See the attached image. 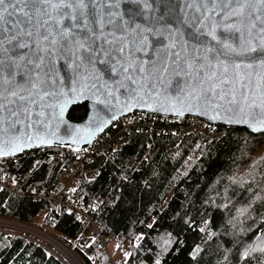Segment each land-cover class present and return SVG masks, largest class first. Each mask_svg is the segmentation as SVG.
Segmentation results:
<instances>
[{
  "label": "water",
  "instance_id": "1",
  "mask_svg": "<svg viewBox=\"0 0 264 264\" xmlns=\"http://www.w3.org/2000/svg\"><path fill=\"white\" fill-rule=\"evenodd\" d=\"M86 3L87 30L72 28L78 43L63 46L56 32L73 21L57 25L51 9L53 19L44 24L47 17L36 15L29 24L33 35L18 38L29 44L18 51L39 57L41 68L31 72L36 87L27 88L26 101L10 103L15 98L0 84V159L38 149L83 151L115 121L136 113L264 135V0H232L227 7L225 0ZM17 19L27 21L5 13L0 27L12 31ZM48 32L56 45L41 38ZM80 43L90 46L91 62ZM26 59L18 61L17 82L21 69H32ZM82 104L86 116L71 120L69 111Z\"/></svg>",
  "mask_w": 264,
  "mask_h": 264
},
{
  "label": "trees",
  "instance_id": "2",
  "mask_svg": "<svg viewBox=\"0 0 264 264\" xmlns=\"http://www.w3.org/2000/svg\"><path fill=\"white\" fill-rule=\"evenodd\" d=\"M86 113L77 105L68 117ZM149 117L150 130L132 129L120 140L107 130L105 152L82 162L84 173L67 196L83 216L52 211L33 197L59 187L61 166L74 165V156L51 148L3 160L7 184L20 183L22 195L0 189V219L31 225L40 217L35 226L79 264H111L100 238L84 243L86 219L115 241V253L125 247L121 260L114 257L120 264L264 263V135L218 126L209 135H181L179 123ZM0 264L60 262L38 243L0 235Z\"/></svg>",
  "mask_w": 264,
  "mask_h": 264
},
{
  "label": "snow or ice",
  "instance_id": "3",
  "mask_svg": "<svg viewBox=\"0 0 264 264\" xmlns=\"http://www.w3.org/2000/svg\"><path fill=\"white\" fill-rule=\"evenodd\" d=\"M132 2H136V0H132ZM144 2L147 3V0H144ZM230 3H232V0H225L224 6L227 7ZM239 7L240 11L238 14L243 15V4H240ZM68 8L79 9L78 15L63 11ZM89 8L90 4L86 3V0H72L71 3L65 2V0H0V25L5 21V13H7L9 18L17 13L27 17V21L17 19L12 22V31L0 27V84L8 85V87L4 88V91L8 93V96L15 98L11 100L10 103H16L17 100L21 102L26 101L29 99V97L25 95L27 88L36 87V82L32 79L31 72H38V70H40L41 64L38 62L39 57L34 61L32 57L27 56L26 52L18 51V49H26L29 47V44L24 43L18 38L20 36L31 37L33 35V32L29 28V24L34 20L35 16L39 14L43 17H47V19L43 20L44 24H47L48 20L53 19L52 12H55V15L60 18L56 20L57 25H63L64 18L73 21L72 24L63 26L56 32V36H59L64 41L63 46L67 47L69 40L74 44L78 43L72 33L73 27L87 30V16L90 15V13L85 10ZM9 9H12V11H9ZM49 9H51L52 12H50ZM56 36L48 32L46 35L42 34L41 38L47 40L49 45L54 46L57 44ZM49 37H51V39H49ZM79 47L84 53L88 54L84 58L91 62L92 50L90 46L80 43ZM225 47H228V45H225ZM25 57H27L26 64L31 65L32 69L27 73L21 69L19 73L21 80L17 82L16 70L21 68L18 61ZM25 77H27V79H25ZM17 89H19V91H17ZM206 91L214 92L215 88H209ZM5 98L7 99V97ZM204 98L207 99V96L205 95ZM196 99H199V97ZM232 102H236L234 96ZM23 111L27 112V107H24ZM10 114L16 115L17 112L13 109ZM114 118L115 117H113V119ZM0 131L4 130L0 129Z\"/></svg>",
  "mask_w": 264,
  "mask_h": 264
},
{
  "label": "built area",
  "instance_id": "4",
  "mask_svg": "<svg viewBox=\"0 0 264 264\" xmlns=\"http://www.w3.org/2000/svg\"><path fill=\"white\" fill-rule=\"evenodd\" d=\"M149 116L151 115L141 113L132 114L115 121L109 129L112 131H117L115 133V136L120 140L123 136V132H129L132 129H139L141 131L150 130L153 125H151V118ZM168 120L179 123L181 135H184L187 132L209 135L211 133H214L217 127L215 125L207 124L192 118ZM104 134L100 136L90 147L83 151H75L70 148H56L60 150L59 154L63 158L74 156L76 158V163L69 166L68 168H65L63 165L61 166V168L63 169V182L59 185V187L57 186L52 188L48 193L36 192L33 197L35 199L45 200L49 204L50 210L52 211H57L59 208L64 207L71 211H76L83 216V213L80 210L73 208L72 202L67 196V193L71 189L76 187L81 179V175L84 173V171L81 169L82 162H91V157L94 154L105 152V149L108 145V136L107 134ZM116 147L117 144L113 146V150ZM43 150L44 149H38L37 154H42ZM14 158L15 157L6 159L14 160ZM3 160L5 159H0V189L7 190L14 195H22L20 190V183L16 185L7 184L6 181L8 179V173H6V171L4 170L2 171ZM106 160H109V156H106ZM86 221L92 227L91 237L100 238L101 247L103 249H106L111 240H105L104 238H102L99 227L89 219H86ZM0 235H2L6 241L10 240L13 236H18L28 241L38 243V245H40L43 249L52 253L59 260L60 264H66V262L73 261L72 259H74V257H72L73 254L71 255L70 250L63 247L52 236L46 234L39 228L37 229L27 224L19 223L16 221L0 220ZM80 240L81 239L79 238V241Z\"/></svg>",
  "mask_w": 264,
  "mask_h": 264
},
{
  "label": "rangeland",
  "instance_id": "5",
  "mask_svg": "<svg viewBox=\"0 0 264 264\" xmlns=\"http://www.w3.org/2000/svg\"><path fill=\"white\" fill-rule=\"evenodd\" d=\"M0 220L10 221V220H5V219H0ZM40 221H41V218L38 217V218H36L34 220V222H32V224L30 226H33L34 228H37L38 229V227L35 226V223L38 224V223H40ZM46 234H48V233H46ZM91 234H92V227L90 225H88L85 228L84 232H83L84 243H89L91 241V238H90L91 237ZM50 236H52V235H50ZM114 245H115V241H110L109 244L107 245V248L104 249V252H105L106 258H107V262H110L111 264H113V263L120 264V262L117 263V261H116V259H114V257L117 258V259H119V260H121V258L123 256V251H124L125 247H120L119 249H121V250L120 251L118 250L115 253V251H114L115 250ZM71 255H72V252H71ZM72 257H74V256L72 255ZM72 260L73 261L66 262V264H79V262L75 259V257ZM253 264H264V263H262V262H256V263H253Z\"/></svg>",
  "mask_w": 264,
  "mask_h": 264
}]
</instances>
